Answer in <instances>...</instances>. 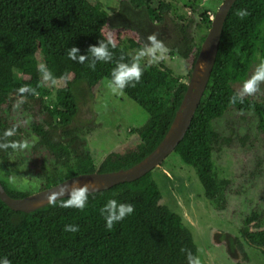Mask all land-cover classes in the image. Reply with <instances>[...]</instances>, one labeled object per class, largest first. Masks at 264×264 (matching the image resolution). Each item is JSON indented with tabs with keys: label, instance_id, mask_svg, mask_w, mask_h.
Masks as SVG:
<instances>
[{
	"label": "trees",
	"instance_id": "trees-1",
	"mask_svg": "<svg viewBox=\"0 0 264 264\" xmlns=\"http://www.w3.org/2000/svg\"><path fill=\"white\" fill-rule=\"evenodd\" d=\"M130 4L132 12L126 9L127 13H134L133 17L143 23L141 26L147 30L149 27V33L160 30L145 24L139 13L142 10L151 23L162 25L168 5L161 3L152 8L149 0H131ZM241 9L248 12L244 18L237 15ZM119 14L125 16L122 8L110 17L90 0H0V112L19 96L42 105L47 99L44 107L50 121L46 126L54 132L64 129L80 112L77 91L81 86L90 92L102 81H112V73L120 63L130 65L134 60L105 32ZM210 16H200L197 38L183 25L170 54L190 58L193 64L211 26ZM178 18L183 21L181 16ZM141 26L137 29L142 35ZM100 40H111L110 60L101 61L89 53V47L99 46ZM130 46L140 48L133 40ZM73 47L79 49L78 56L86 57L83 64L68 59L67 51ZM262 58L264 0H237L224 23L206 90L187 133L172 153L195 170L208 197L219 195L221 187L213 153L223 136L213 129V123L232 109L252 111L257 116L258 129L264 133V98L239 97V85L247 80L251 66L257 69ZM40 64L46 65L55 82L43 80ZM90 64L95 67H88ZM140 64V80L129 81L118 89L144 110L148 119L143 126L130 129L139 137L135 149L123 157H108L99 173L129 168L151 153L167 133L185 92L182 79L171 70ZM21 87L28 90L20 92ZM50 118L58 121L57 125H52ZM10 129L17 130L0 116V145L10 144L6 135ZM32 131L51 151L67 150L43 126L33 125ZM9 149L0 147V157ZM94 166L93 161L85 159L84 168L77 173H93ZM62 179L65 177L58 178ZM0 183L12 198L25 196L4 180ZM71 198L57 200L32 213L13 211L0 200V256H6L11 264H188V253L197 257L192 233L181 217L160 205L162 194L152 171L133 182L88 194L83 210L61 207L63 200ZM109 199L134 207L133 213L114 222L111 230L105 226L107 212L100 213ZM65 227L79 230L66 232Z\"/></svg>",
	"mask_w": 264,
	"mask_h": 264
},
{
	"label": "rangeland",
	"instance_id": "rangeland-1",
	"mask_svg": "<svg viewBox=\"0 0 264 264\" xmlns=\"http://www.w3.org/2000/svg\"><path fill=\"white\" fill-rule=\"evenodd\" d=\"M90 1L95 6L102 8L110 17L117 15L122 8L125 16L119 14V17L113 21L111 20L105 32L113 40L117 41L121 47L126 48L131 56L135 57L138 50L151 46V42L147 38L155 34L157 40L161 41L167 50L164 58L157 62H150L151 57L145 56L141 58V62L160 69H169L175 76L185 81L191 73L192 61L190 58L186 60L175 55L172 56L170 54L171 47L178 40L180 28L183 25H185L184 27L190 35L197 38L199 31H197L196 26L200 23V16L208 13L212 19L223 0H149L152 8H158L161 3L169 6V10L163 13L165 20L162 25L151 23L146 14L140 10L139 15L142 16L141 19L145 24L150 26L156 25V27L160 28L157 33H154L156 30L149 33L151 31L149 27L147 30L144 26H141L143 23L139 21L140 19L133 17L134 13L131 15L127 13L129 9L132 12L131 0ZM178 16H181L183 18L181 20L183 21H180ZM139 26H141L140 30L144 33L142 35L138 33L139 30L137 28ZM131 27L135 28V30ZM132 40L140 48H131L130 41ZM255 73L256 67L251 66L246 81L250 80ZM107 82L106 80L102 81L90 92H88L86 86H81L77 91L81 104L79 118H87L91 114L89 116L90 121L101 128H99V133L96 134V140L91 142L93 144L91 149L93 151V159L96 158V162L99 164L109 153H117L120 149L117 153V156H120L127 148L130 147L128 150L134 149L138 144V139L129 136V131L131 128L143 126L148 119V115L144 110L128 99L118 88L113 90L112 87L107 86ZM244 83L239 85L240 93L243 90ZM255 87L256 90L254 92H260L262 88L264 89V82H257ZM243 95H248V93ZM23 99L22 102L18 100L19 103L21 102V106L20 108H15L14 111L12 110L13 113L10 119L28 135L31 133V127L28 121V112L22 111L23 106L27 105ZM38 104L39 101H37L36 105ZM37 110L39 111L37 115L38 119L43 114L39 109ZM213 129L221 137H226L228 134L232 135V132H235L233 138L230 139L229 147L220 149V151L214 153V160L216 165H218L217 173L219 178H226L232 183L226 190V198L230 201L228 209L221 213V215L220 213H216L213 206L206 205L205 198L202 197V200H199L194 197L193 206L190 211L189 202L185 203L184 197L176 189L179 186L176 181H173L170 186L172 193H168L165 190L161 204L168 207L174 205V209L180 212L183 218L193 223L191 227L195 244L197 245V257L200 260V264H233L221 249L207 244L205 236L209 226L221 227L225 223H229L225 219L232 217L233 211L237 207L235 197L242 191L241 183L244 185L252 183L251 181L258 178L259 175H264V137L257 128V120L254 114L251 112L240 113L233 109L228 111L223 118L216 120L213 123ZM84 130L82 128L80 134L83 137L87 135ZM226 159L232 162V168H223ZM180 163L182 164L175 154H170L160 167L152 171L153 179L157 182L159 188L161 189L162 187L164 189L165 182L169 180L161 172V168H164L170 174H172L170 169L175 174H181L182 178L187 181V183L184 181L183 187L187 184L188 191L192 194L198 191L202 193L203 189L195 171L189 167L183 168ZM240 174L246 177L240 176ZM191 182L193 183V189L191 188ZM262 190H264V185L254 182L251 187V197L257 199ZM189 192L185 196L187 199H189ZM231 211L232 213L230 214ZM257 258L252 256L255 263H257ZM260 261L264 264L263 259Z\"/></svg>",
	"mask_w": 264,
	"mask_h": 264
},
{
	"label": "flooded vegetation",
	"instance_id": "flooded-vegetation-1",
	"mask_svg": "<svg viewBox=\"0 0 264 264\" xmlns=\"http://www.w3.org/2000/svg\"><path fill=\"white\" fill-rule=\"evenodd\" d=\"M258 82L261 83L264 81L261 80ZM248 96L254 97L257 100H263L264 89L262 88L260 92L248 94ZM22 99L23 97L19 96L14 98L12 101L10 100L8 105L5 106V109L0 112V116L4 117V119L7 121V125L11 128L17 129H10L11 131H9L12 133L11 135H8L10 144L27 143V147L23 149H13L10 147L4 156L0 157V180H4L10 187L14 188L19 193L25 194V196L20 197L25 198L27 196H31L52 188L70 178L82 175V173L77 172L84 168L83 165L85 159H90L93 161V163H95L94 170H96V167L99 165V163L96 162V158L93 159V151L91 150L93 144H91V142L96 140V134L99 133L100 127L96 126L90 121L91 119H89V116L91 114L87 118L80 119V110L79 115L70 124H68L64 129L59 128L56 132H54L52 129L46 126V123L50 121L49 114L44 107L47 99H44L43 105L41 103L36 105V100L23 99L26 101L25 103H27V105L23 106L22 111L25 113L28 112L27 116H29L28 121L31 127V133L27 135L22 131L21 127L16 126L15 122L10 119L13 113L12 110L14 111V109L17 107L20 108ZM18 100L21 102L19 103ZM33 105L35 106L33 109H31ZM37 109H39L43 114V116L38 119L37 115L39 111ZM249 112L254 114L252 111ZM254 116L258 123L257 116L255 114ZM21 121L23 122V120ZM57 122L58 121L51 119L52 125H57ZM33 125H41L46 128L47 131L51 133V137L60 142L63 147H66L67 150L62 151L55 149L54 151H51L45 145H42L40 143V139L32 131ZM82 128L85 129L84 132L87 134L84 137L80 135ZM260 132L264 137V133L262 131ZM232 133V135L228 134L221 140L214 153L220 151V149L229 147L230 139L233 138L235 132ZM129 136L136 137V139L139 138L136 133H130V131ZM129 148H127L120 156H117V153L120 149L117 151V153H109L104 158V160L112 155H115L116 157H123L127 152L133 150H128ZM214 153L213 161L217 180L221 183L219 195L214 197L206 196V192L199 181V178L197 177L203 189L202 193L199 191L195 193L196 195L198 194V197L188 191L187 184L185 187H183L184 181L186 183L187 181L182 178L181 174H175L172 169H170L172 172V174H170L167 170L161 168V172L164 173L165 177L169 178V180L165 182L164 189H162V187L161 189L159 188L162 198H164L165 190L168 193H172V188L170 186L173 181H176L179 185L176 189L181 193L182 197H184V202H189L190 211L193 206L194 197L198 198L199 200H202V197L205 198L204 201L206 202V205L213 206L216 213L221 214L226 211L228 209V203L230 202L226 198V190L232 183L226 178H219L217 173L218 165L215 163ZM181 165L183 168L189 167L183 163ZM226 167L232 168V162H230L229 159H226V162L224 163L223 168ZM189 168L193 169L191 167ZM72 174L74 175L67 177ZM240 176H243V174H240ZM9 177L15 178L14 182H10ZM60 177H65V179L59 181L58 178ZM55 180H57L56 183H54ZM251 182L252 183L245 185L241 183L242 191L237 195V197H235V203L237 207L233 211L232 217L225 219L229 223H225L224 226L221 227L209 226L205 236L207 244L214 248L221 249L233 264H254L255 260L252 259V256L256 258L258 256L256 260L257 263L255 264H262L260 260H264V190H262L257 199L251 197L252 184L257 182L258 184L264 185V175H259L258 178ZM191 188L193 189V183ZM188 192L190 193L188 196L189 199L185 198ZM169 208L181 217L183 224L192 233L195 243L194 234L191 227L193 223L183 218L180 212L174 209V205H170ZM231 213L232 211L230 214Z\"/></svg>",
	"mask_w": 264,
	"mask_h": 264
},
{
	"label": "water",
	"instance_id": "water-1",
	"mask_svg": "<svg viewBox=\"0 0 264 264\" xmlns=\"http://www.w3.org/2000/svg\"><path fill=\"white\" fill-rule=\"evenodd\" d=\"M236 1L223 0L217 8L211 19V26L193 63L191 73L183 81L186 89L172 123L161 142L151 153L129 168L99 173V168L104 162L103 159L96 167L95 172L75 176L52 188L25 198H12L0 183V200L13 211L32 213L57 200L71 198L74 192L85 187L87 188L86 195L108 190L116 185L138 180L160 167L164 160L173 153L189 129L215 64L224 23ZM53 196L55 199H52ZM160 205L163 204L160 202Z\"/></svg>",
	"mask_w": 264,
	"mask_h": 264
},
{
	"label": "clouds",
	"instance_id": "clouds-1",
	"mask_svg": "<svg viewBox=\"0 0 264 264\" xmlns=\"http://www.w3.org/2000/svg\"><path fill=\"white\" fill-rule=\"evenodd\" d=\"M237 15L240 18H244L248 15L247 10L241 9L238 10ZM148 40L151 42V46L145 47L143 49H140L137 51L133 62L129 64L120 63L118 65L117 70H114L112 73V81L107 82V86L112 87L113 90L116 88H123L125 84L129 81H139L142 75L143 69L141 68V58L145 56L151 57L150 62H157L160 59L164 58V55L166 53V48L164 47L163 43L159 40H157V36L155 34L148 37ZM99 46H90L89 47V53L91 56L96 57L97 59L101 61H107L112 58V53L109 51V43H111V40L105 42L104 40H100ZM79 49L76 47L71 48L69 51H67V57L70 60H77L78 63L83 64L86 57L85 56H78ZM88 67H95L94 64L88 65ZM39 71L43 74V80L49 81L53 80L54 78L52 76V73L48 70L46 65L40 64L39 65ZM264 80V58L260 60V63L256 69L255 75L252 76V78L248 81H245L243 85V90L240 93V98L242 99L243 94L248 93L251 94L256 90V84L258 81ZM28 89L25 87H21L19 89L20 92H25ZM237 99V96H234L232 98V102L235 103V100ZM11 132L6 133V135H11ZM0 147H11L13 149H23L27 147V143H11V144H4L0 145ZM10 182H14L15 178L9 177ZM87 188L80 189L73 193L72 198L69 200H63L61 202V207L65 208H77L80 210H83L87 203V195H86ZM52 199H55V196L52 197ZM107 212V215L105 216V222H106V228L111 230L113 228L114 222L116 221H122L126 216H129L133 213L134 207L132 204L127 203H118L115 199H109L104 206L100 209L101 215L104 214V212ZM79 229L76 227H65L64 231L66 232H72L75 233ZM188 264H200V260L198 257H193L191 253H188ZM0 264H11V261L6 256H0Z\"/></svg>",
	"mask_w": 264,
	"mask_h": 264
}]
</instances>
